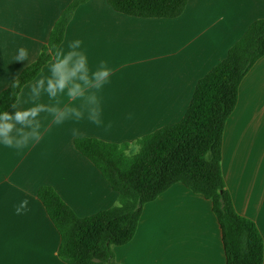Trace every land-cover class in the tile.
Listing matches in <instances>:
<instances>
[{"label":"crops","instance_id":"obj_1","mask_svg":"<svg viewBox=\"0 0 264 264\" xmlns=\"http://www.w3.org/2000/svg\"><path fill=\"white\" fill-rule=\"evenodd\" d=\"M71 1L0 0V92L37 59ZM258 19H264L263 0H188L174 19L127 16L106 0L77 7L57 50H67L79 39L90 69L101 61L112 69L98 93L102 125L90 122L87 114L79 122L57 125L41 113L38 142L19 150L0 144V264H67L58 256L60 234L38 190L52 187L79 217L118 204L117 193L76 150L75 139L130 143L131 151L141 137L179 122L197 82ZM21 47L29 59L17 62ZM48 74L49 63L36 79ZM32 82L16 101L22 108L32 106ZM60 99L62 106L67 103ZM41 101L54 103L47 95ZM73 129L80 135L73 136ZM221 169L235 210L255 222L264 243V55L239 85L236 106L225 123ZM24 199L27 210L17 215ZM113 253L118 264H227L211 200L182 183L144 205L133 239Z\"/></svg>","mask_w":264,"mask_h":264},{"label":"trees","instance_id":"obj_2","mask_svg":"<svg viewBox=\"0 0 264 264\" xmlns=\"http://www.w3.org/2000/svg\"><path fill=\"white\" fill-rule=\"evenodd\" d=\"M89 0H72L63 10L37 59L18 75L20 86L0 92L2 110L16 103L22 89L35 80L64 40L77 7ZM118 13L137 18L174 19L188 0H106ZM264 1V0H263ZM264 55V19L252 22L227 56L196 84L183 118L136 141L111 143L80 137L74 146L89 159L118 195V204L79 217L50 186L37 197L60 234L58 256L67 264H118L113 248L129 243L145 204L176 183L211 200L219 221L227 264H263L264 243L252 220L235 210L222 174L225 123L234 110L239 85Z\"/></svg>","mask_w":264,"mask_h":264},{"label":"clouds","instance_id":"obj_3","mask_svg":"<svg viewBox=\"0 0 264 264\" xmlns=\"http://www.w3.org/2000/svg\"><path fill=\"white\" fill-rule=\"evenodd\" d=\"M82 41L73 40L68 49L57 50L49 62V74L32 82L30 86V107L22 108L18 102L12 104L13 111L2 110L0 106V144L8 148L23 149L42 137L40 115L47 113L57 125L67 120L79 122L85 118L97 126L102 125L99 91L108 82L112 69L101 61L95 70L90 69L86 52L82 49ZM29 59V52L21 47L14 60L24 62ZM20 86L18 76L11 85ZM47 95L45 104L41 97ZM61 97L67 100L63 103ZM79 101V106L74 102ZM108 128L111 127L109 124ZM79 130L73 129V136H79ZM28 200H22L16 207L17 215L27 210Z\"/></svg>","mask_w":264,"mask_h":264},{"label":"rangeland","instance_id":"obj_4","mask_svg":"<svg viewBox=\"0 0 264 264\" xmlns=\"http://www.w3.org/2000/svg\"><path fill=\"white\" fill-rule=\"evenodd\" d=\"M136 144V143H135ZM138 150H139V147H138V145L136 144V147H134V149H131V151L129 150V153L131 154H135V153H137L138 152ZM131 154V155H132Z\"/></svg>","mask_w":264,"mask_h":264}]
</instances>
